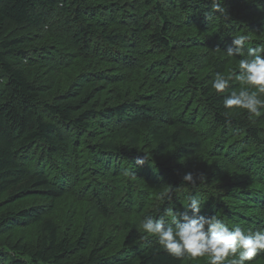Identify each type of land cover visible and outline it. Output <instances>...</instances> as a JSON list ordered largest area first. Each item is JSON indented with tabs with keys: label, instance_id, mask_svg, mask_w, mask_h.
<instances>
[{
	"label": "trees",
	"instance_id": "16d2710c",
	"mask_svg": "<svg viewBox=\"0 0 264 264\" xmlns=\"http://www.w3.org/2000/svg\"><path fill=\"white\" fill-rule=\"evenodd\" d=\"M224 7L0 0V264H209L140 227L189 196L200 215L264 230V112L225 117L224 96L250 86L211 87L239 74L232 39L264 44V0Z\"/></svg>",
	"mask_w": 264,
	"mask_h": 264
},
{
	"label": "clouds",
	"instance_id": "9594fccd",
	"mask_svg": "<svg viewBox=\"0 0 264 264\" xmlns=\"http://www.w3.org/2000/svg\"><path fill=\"white\" fill-rule=\"evenodd\" d=\"M211 11L228 18L224 0H211ZM249 39L247 35H238L227 49L229 57H242L239 60V74L233 71L226 77L217 73L211 82L217 94H224L233 79L250 86L224 96L222 106L225 117L233 112L239 114L241 110L257 117L264 112V99L258 95L264 94V44L249 47ZM145 162L146 158L143 157L137 159L136 164L143 166ZM203 178L202 174L194 177L189 172L183 176V182L195 185L197 180ZM201 211V200L189 196L187 207L179 217L173 209L166 210L171 217L170 223H166L163 217H146L140 227L146 234L155 237L158 245L177 260L207 257L209 264H250L260 252H264V230L245 231L240 226L230 228L221 218L200 215Z\"/></svg>",
	"mask_w": 264,
	"mask_h": 264
}]
</instances>
